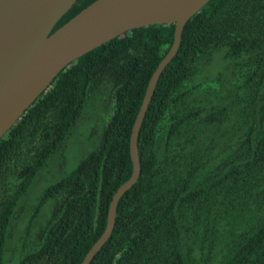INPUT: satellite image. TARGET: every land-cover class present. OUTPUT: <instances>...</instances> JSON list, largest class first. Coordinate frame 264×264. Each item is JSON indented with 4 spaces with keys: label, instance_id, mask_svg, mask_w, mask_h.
I'll return each mask as SVG.
<instances>
[{
    "label": "trees",
    "instance_id": "16d2710c",
    "mask_svg": "<svg viewBox=\"0 0 264 264\" xmlns=\"http://www.w3.org/2000/svg\"><path fill=\"white\" fill-rule=\"evenodd\" d=\"M173 35L145 26L79 57L2 136L0 264H81L130 178ZM78 137L92 149L45 185ZM136 144L137 182L89 264H264V0H210L186 22Z\"/></svg>",
    "mask_w": 264,
    "mask_h": 264
},
{
    "label": "water",
    "instance_id": "95a60500",
    "mask_svg": "<svg viewBox=\"0 0 264 264\" xmlns=\"http://www.w3.org/2000/svg\"><path fill=\"white\" fill-rule=\"evenodd\" d=\"M209 1L96 0L52 32L76 0H0V139L74 60L127 31L174 24L172 46L148 82L132 127L130 178L113 194L106 227L81 264H89L106 243L119 199L137 182V136L156 83L179 47L186 22Z\"/></svg>",
    "mask_w": 264,
    "mask_h": 264
},
{
    "label": "rangeland",
    "instance_id": "374dc122",
    "mask_svg": "<svg viewBox=\"0 0 264 264\" xmlns=\"http://www.w3.org/2000/svg\"><path fill=\"white\" fill-rule=\"evenodd\" d=\"M91 149H92V145L89 139L86 140L84 137H78L76 139V142L73 144L72 149L68 151V157H70V159H69V165L67 167L65 166L64 168L66 170L60 171L59 174L58 173L54 174L51 178L47 179L45 185H49L50 183L57 180L59 178V175L66 173L68 170H71L72 166L74 167L76 165L77 160L82 158L85 155V153ZM75 158L77 159L74 162Z\"/></svg>",
    "mask_w": 264,
    "mask_h": 264
}]
</instances>
